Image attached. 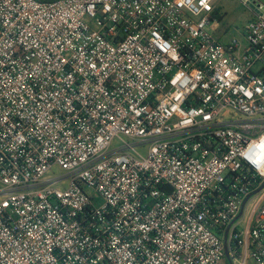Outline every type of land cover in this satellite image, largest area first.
Masks as SVG:
<instances>
[{
	"label": "built area",
	"instance_id": "2783aa9c",
	"mask_svg": "<svg viewBox=\"0 0 264 264\" xmlns=\"http://www.w3.org/2000/svg\"><path fill=\"white\" fill-rule=\"evenodd\" d=\"M214 1L0 0V264H264V1Z\"/></svg>",
	"mask_w": 264,
	"mask_h": 264
},
{
	"label": "rangeland",
	"instance_id": "374dc122",
	"mask_svg": "<svg viewBox=\"0 0 264 264\" xmlns=\"http://www.w3.org/2000/svg\"><path fill=\"white\" fill-rule=\"evenodd\" d=\"M214 5L217 10V15L215 17L220 20L222 24L219 31L215 32V35L223 42L237 39L241 40L242 43H245L243 29L252 15L251 11L238 0H215ZM141 152L147 154V148H142ZM63 175H65V172L58 166L53 167L50 172V176L53 178ZM67 182L68 180L64 181L65 184ZM86 191L90 194L93 190L88 188ZM248 210L249 208H247L246 214L242 216L243 224L245 223ZM250 264H254V262L250 261Z\"/></svg>",
	"mask_w": 264,
	"mask_h": 264
},
{
	"label": "water",
	"instance_id": "95a60500",
	"mask_svg": "<svg viewBox=\"0 0 264 264\" xmlns=\"http://www.w3.org/2000/svg\"><path fill=\"white\" fill-rule=\"evenodd\" d=\"M248 200H249V198L245 200V202H244V204H243V207H242V211H241L239 217L242 216V214L244 213L245 206H246ZM228 231H229V229H228ZM227 234H228V232H227ZM225 247H226V254H227V257L229 258V246H228L227 236L225 237ZM231 264H233L232 260H231Z\"/></svg>",
	"mask_w": 264,
	"mask_h": 264
},
{
	"label": "crops",
	"instance_id": "0c3cea01",
	"mask_svg": "<svg viewBox=\"0 0 264 264\" xmlns=\"http://www.w3.org/2000/svg\"><path fill=\"white\" fill-rule=\"evenodd\" d=\"M217 15V10H216V12H215V16ZM246 214V209L244 210V213L242 214V216H244ZM248 215H249V212H248V214H247V217H246V219H245V221L247 220V218H248ZM242 216H240V217H238V220H239V222L241 223V225H243V218H242ZM223 236V235H222ZM222 263H224V264H231V258L229 257H227L226 256V259H225V262H222ZM221 263V264H222ZM234 264V263H233ZM249 264H250V262H249Z\"/></svg>",
	"mask_w": 264,
	"mask_h": 264
}]
</instances>
